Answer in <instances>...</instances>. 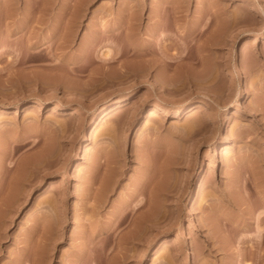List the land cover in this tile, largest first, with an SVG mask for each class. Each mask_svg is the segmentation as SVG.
I'll return each instance as SVG.
<instances>
[{
	"label": "rangeland",
	"instance_id": "374dc122",
	"mask_svg": "<svg viewBox=\"0 0 264 264\" xmlns=\"http://www.w3.org/2000/svg\"><path fill=\"white\" fill-rule=\"evenodd\" d=\"M147 164L149 189L172 182L158 225L133 238L137 198L106 233ZM263 234L264 0H0V264H264Z\"/></svg>",
	"mask_w": 264,
	"mask_h": 264
},
{
	"label": "bare ground",
	"instance_id": "6f19581e",
	"mask_svg": "<svg viewBox=\"0 0 264 264\" xmlns=\"http://www.w3.org/2000/svg\"><path fill=\"white\" fill-rule=\"evenodd\" d=\"M109 51V50H108ZM106 52V51H105ZM106 55H108V54H106ZM110 55V54H109ZM108 55V56H109ZM236 67L239 69V64L238 63H236ZM239 74H240V72H239ZM241 93H242V91H241V89L240 88H238V90H237V93H236V98L237 99H239V97L241 96ZM127 98H129V97H127ZM120 101H115V103H113L111 106H113L112 107V109L111 110H114V109H117L119 106H120ZM39 110H41V109H43L44 107H45V102H43V101H40L39 103ZM201 105L199 104V103H193V104H191L190 105V108H188L187 109V112L189 113H191V112H193L196 108H198V107H200ZM57 108H61L60 107V105H58L57 103L54 105V108L52 109V110H55V109H57ZM151 111H149L150 113H149V118H148V123L146 122V124H150V122H153L154 121V118H155V116H157L162 110H165V107H164V104L163 103H161V102H159V103H157L156 105H154L151 109H150ZM178 111H180L181 113L180 114H182L183 112H184V110L183 111H181V109H179ZM80 112L78 111V110H75V111H73V114L71 115L72 117H76V116H80ZM108 114V113H107ZM107 114H105L102 118H101V120H100V122H99V124L98 125H96L94 128H93V130H92V132H93V134H96L97 133V135H100V133L98 132V127H99V125H101V123H103L104 122V120H105V117H106V115ZM194 117V116H193ZM191 117L192 119H193V127H194V125H197V123H199V120H200V118L198 119V118H196V117ZM117 125H119V124H117ZM191 126V125H190ZM149 127V126H148ZM195 127H197V126H195ZM195 127L194 128H190V131H191V129H195ZM116 129V128H115ZM123 130V129H122ZM116 131V130H115ZM114 131V132H115ZM113 133V132H112ZM116 138V137H115ZM120 142V141H119ZM118 142V139L116 140V139H114L113 141H112V148H111V150L110 151H108L105 155H102V154H98L97 155V158H96V160H95V163H94V168H93V178L92 179H94V183L95 182H99V181H101V182H99V188H98V190H97V193H96V196H95V198H96V207H97V209H99L100 207H102L105 203H106V201H107V199H108V194L113 190V187H114V185L115 184H117L116 182L117 181H119L118 180V178H117V176H120L121 174H123L124 173V170L122 169L123 167L122 166H124L122 163H124L123 161L124 160H122L121 159V157H122V155H124L123 153V149L122 150H120V144L121 143H119ZM6 145V144H5ZM4 145V146H5ZM8 145V144H7ZM3 146V147H4ZM16 149V148H15ZM3 150V149H2ZM14 150V149H13ZM13 150H10V148L9 147H7V148H4V153L2 152V154H3V157H2V162H7V160H8V162H9V160L10 159H12L13 157H12V155H14L13 153ZM229 152V150H226L225 151V154L227 155V153ZM44 153V152H43ZM48 154L50 153V151H48L47 152ZM44 154H46V153H44ZM44 154H42L43 156H44ZM47 154V155H48ZM52 154V153H51ZM50 156V155H49ZM49 156H48V158H49ZM102 156H106L105 157V161L104 160H102ZM12 157V158H11ZM46 157V156H45ZM124 157V156H123ZM41 158H42V156H41ZM44 158V157H43ZM4 159V160H3ZM36 159H39V157L38 158H36ZM45 159V158H44ZM33 159H31V161H32ZM40 160V159H39ZM27 161H30V159L29 160H27ZM26 161V162H27ZM34 161V160H33ZM12 162V160H10V164H12L11 163ZM23 162H21V164H22ZM28 163V162H27ZM33 163V162H32ZM32 163H30V164H32ZM26 164V163H25ZM35 164V163H34ZM33 164V165H34ZM170 164L171 163H169V162H166L165 163V165H164V168H162V170H161V172H160V175L159 176H163V174L165 173V172H167L168 170H169V167H170ZM20 165V164H19ZM28 165H29V163H28ZM32 165V166H33ZM24 166L25 167H27V165H24V163H23V166L21 165L20 167L23 169L24 168ZM19 167V168H20ZM246 167H248V166H246ZM22 169H20L21 170V172H22V174H24V169L22 170ZM246 169H248V168H246ZM245 169V170H246ZM255 169V168H254ZM26 170V169H25ZM104 171V172H103ZM239 171H241V168H240V170ZM244 171V170H243ZM1 172H3V171H1ZM20 172V171H19ZM18 172V173H19ZM242 172V171H241ZM240 173V172H239ZM242 174V173H241ZM240 174V175H241ZM21 175V174H20ZM153 175V172H152V165L151 164H147V166H146V170H145V172L142 174V178L141 179H139V181L136 183V186H135V189L133 190L134 192H133V194H132V196H131V200L130 199H127L125 202H124V204L122 205V207H120V209L118 210V211H116L117 213L116 214H114L113 216H112V218H111V220H110V222H109V227L105 230V232L106 233H108V232H110V230L112 229V227L114 226V224H115V220H117V222H118V224H120L122 221H124V219H125V213H123V211H124V209L125 208H128V206H129V204L132 202V200H134V199H137V198H139V199H137V201L135 202V208L136 209H139L140 207H143V206H145V205H148L149 207V211L146 213V216L145 215H142V217H140L139 219H138V221H137V223H136V225H135V233H137V234H134V236H133V238H140L141 237V232L144 230V228L145 227H147L148 225H150V224H153V225H158V222H159V216H160V203H159V200H160V198H161V196H162V191H170V187H171V184H172V182L168 179V180H165V179H163V177H161V182L159 181L153 188H151V189H149V185H150V182L148 181V179H149V176H152ZM239 174H237L236 176H238ZM22 176V175H21ZM103 177V178H102ZM23 180V179H22ZM22 182V181H21ZM21 185V184H20ZM238 186V185H237ZM18 188H16L14 191H13V193H10V197L8 198V201L7 200H5L6 201V203H5V201H4V204H6V206L8 205V207H9V205H12V204H14V203H16L17 201H19L18 199H19V197H20V194L22 193L21 192V190H22V188L21 187H19V186H17ZM147 191H149L150 193H149V197H147L146 199H144V197L142 196V195H144ZM230 193V192H229ZM229 193H227L228 195V197L229 196H231V195H229ZM231 194V193H230ZM230 198V197H229ZM191 199V195H189V197H188V200H190ZM232 199V198H231ZM231 199H230V201H231ZM6 206H4L5 208H6V210H7V207ZM13 206V205H12ZM14 206L16 207V205L14 204ZM13 206V207H14ZM11 207V206H10ZM14 207V208H15ZM191 212H192V209H191ZM107 235V234H106ZM263 236H264V234H263ZM262 238V237H261ZM166 241H168L167 240V238H165V239H163L162 240V243H161V246L162 245H164V243H167ZM178 242V241H177ZM183 246H185V249L187 250V252H188V259H190V261H191V246H190V241L189 240H186V242H185V244L183 245ZM42 261V260H41ZM42 263H44V262H42ZM41 263V264H42Z\"/></svg>",
	"mask_w": 264,
	"mask_h": 264
}]
</instances>
